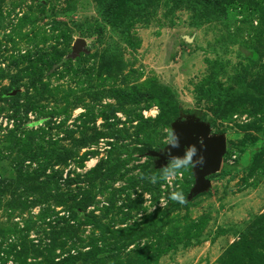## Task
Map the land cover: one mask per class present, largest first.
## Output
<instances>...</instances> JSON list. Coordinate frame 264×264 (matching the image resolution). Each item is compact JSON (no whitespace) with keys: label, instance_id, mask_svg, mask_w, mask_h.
Returning a JSON list of instances; mask_svg holds the SVG:
<instances>
[{"label":"rangeland","instance_id":"1","mask_svg":"<svg viewBox=\"0 0 264 264\" xmlns=\"http://www.w3.org/2000/svg\"><path fill=\"white\" fill-rule=\"evenodd\" d=\"M117 3L0 0V264H264V0ZM188 121L237 163L181 205Z\"/></svg>","mask_w":264,"mask_h":264},{"label":"water","instance_id":"2","mask_svg":"<svg viewBox=\"0 0 264 264\" xmlns=\"http://www.w3.org/2000/svg\"><path fill=\"white\" fill-rule=\"evenodd\" d=\"M85 45V40L82 38L77 39L72 46L71 56L75 57L84 51ZM174 130L180 137L182 147L186 144L196 143L197 139L203 138L204 148L202 151L206 159V164L203 168L198 167L197 169H193L196 180L193 192L197 193L207 190L211 186L209 176L217 173L223 163V157L227 150L225 138L210 135V129L207 125L194 121H188L185 124L179 125ZM173 154H182V151L173 149ZM153 155L158 157L161 163L166 162V157L161 153H155Z\"/></svg>","mask_w":264,"mask_h":264},{"label":"clouds","instance_id":"3","mask_svg":"<svg viewBox=\"0 0 264 264\" xmlns=\"http://www.w3.org/2000/svg\"><path fill=\"white\" fill-rule=\"evenodd\" d=\"M160 139L165 145L161 151L165 154L166 164L160 168L159 175L151 176L150 180L153 184L164 181L171 189L167 199L183 205L186 203V197L177 180L185 170L205 166L206 159L202 151L204 148L203 138L197 139L196 143L186 144L182 147L179 135L170 126L161 129ZM173 149L181 150L182 154H173Z\"/></svg>","mask_w":264,"mask_h":264},{"label":"trees","instance_id":"4","mask_svg":"<svg viewBox=\"0 0 264 264\" xmlns=\"http://www.w3.org/2000/svg\"><path fill=\"white\" fill-rule=\"evenodd\" d=\"M129 0H118V3H117V7H119L120 5H122L123 2H128ZM238 160V159H237ZM236 163L237 161H235V164H233L232 166H227L225 164V162L223 163V173L226 174V175H229L232 170L234 169V167L236 166Z\"/></svg>","mask_w":264,"mask_h":264},{"label":"built area","instance_id":"5","mask_svg":"<svg viewBox=\"0 0 264 264\" xmlns=\"http://www.w3.org/2000/svg\"><path fill=\"white\" fill-rule=\"evenodd\" d=\"M236 157H237V155L235 153H233L230 156L224 157L223 158V163L225 162V164L227 166H232L235 163V161H236Z\"/></svg>","mask_w":264,"mask_h":264}]
</instances>
